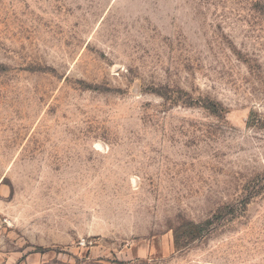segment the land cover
<instances>
[{
    "label": "rangeland",
    "instance_id": "374dc122",
    "mask_svg": "<svg viewBox=\"0 0 264 264\" xmlns=\"http://www.w3.org/2000/svg\"><path fill=\"white\" fill-rule=\"evenodd\" d=\"M0 264H264V0H0Z\"/></svg>",
    "mask_w": 264,
    "mask_h": 264
},
{
    "label": "trees",
    "instance_id": "16d2710c",
    "mask_svg": "<svg viewBox=\"0 0 264 264\" xmlns=\"http://www.w3.org/2000/svg\"><path fill=\"white\" fill-rule=\"evenodd\" d=\"M183 227H184V231L192 237H197V236L201 235L205 230V225L196 224L193 222L187 223Z\"/></svg>",
    "mask_w": 264,
    "mask_h": 264
}]
</instances>
